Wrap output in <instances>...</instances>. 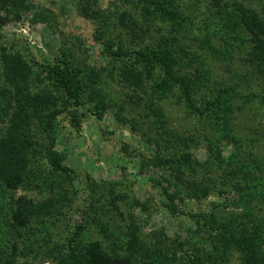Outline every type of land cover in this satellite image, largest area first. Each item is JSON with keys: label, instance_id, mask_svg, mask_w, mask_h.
<instances>
[{"label": "trees", "instance_id": "obj_1", "mask_svg": "<svg viewBox=\"0 0 264 264\" xmlns=\"http://www.w3.org/2000/svg\"><path fill=\"white\" fill-rule=\"evenodd\" d=\"M133 5V9L128 6L114 12L94 9L84 1L79 9L94 23V36L105 53L113 62H121V80L138 92L126 94L133 106L140 105V90L149 91V105L144 102L141 117H149L146 114L150 111L154 119L145 130L132 125L134 119L120 116L121 103L111 104L105 91L106 74L103 76L98 68L81 67L70 52L63 51L54 61L43 63L49 84L39 88L30 87L31 64L20 51L1 52L0 264H17L18 245L11 240L17 233L21 236L20 229L32 230L33 223H37V230L30 234L37 236V244L25 246L33 256L41 239L46 248L39 247V252L45 251L44 259L52 260V264H229L236 251L240 252L242 264H264V214L255 213L264 210V155L255 152L251 145L252 149L246 150L248 147L233 126L237 102L250 104L254 97L264 102V92L253 95V91H239L235 84L211 79L205 57L195 52L185 51L179 56L182 48L177 35L186 24L175 0H136ZM19 6L24 7L23 0H0V27L12 8ZM218 6L219 14L225 17L226 37L233 39L230 44L246 46L247 67L255 79L264 81V0H234L230 5L220 2ZM136 10L142 17H135ZM156 22L164 24L170 33L144 42L148 36L146 27ZM112 27L127 29L128 45L109 40ZM174 89L179 91L188 114L193 113L195 129L174 125L163 103L160 104ZM85 102L97 118L108 106H116L120 112L118 121L130 125L132 131L139 130L143 139L154 143V152L142 161L140 168L144 172L149 166L163 169L165 176L153 179L164 196L163 205L173 214L184 213L194 220V226L187 228L184 236L168 237L162 230L144 234L134 211L141 207L148 217L152 200L130 196L133 188L124 182L120 194L113 187L106 188L111 197L107 204L109 212L115 210L125 220L120 223L122 229L111 228L110 221L97 218L99 236H92V208L101 202L96 205L101 209L107 197L103 191L94 193L88 175L87 202L82 207L76 205L75 174L54 148L58 116L63 113L73 126L78 125L77 110ZM45 131L50 141L39 156L38 138ZM249 142L256 141L250 138ZM199 143L206 150L203 161L192 156ZM226 145L230 146L229 153L223 155ZM216 187L219 194L231 189L235 194L223 203L212 202L208 212L178 209L175 200H201ZM19 188L44 192L46 196H15ZM111 202L113 207L108 206ZM118 204L124 205L122 209ZM228 205L241 209L226 211ZM74 208L81 210L80 221L60 241L47 246L50 240L45 236L50 234L49 228ZM41 231L44 238H40Z\"/></svg>", "mask_w": 264, "mask_h": 264}, {"label": "rangeland", "instance_id": "obj_2", "mask_svg": "<svg viewBox=\"0 0 264 264\" xmlns=\"http://www.w3.org/2000/svg\"><path fill=\"white\" fill-rule=\"evenodd\" d=\"M84 1L89 2L94 9L99 8L114 12L128 6L132 8L134 7L133 3L136 2V0H23L24 7H13L11 13L8 14L9 18L0 27V54L2 51H20L31 64L30 87L37 86L39 88L49 84L43 72V63L54 61L55 57H60L63 54V51L67 54L70 52L81 67L98 68L103 76L106 74L104 78L108 81V85L106 84L105 91L111 104L121 103L123 111L120 116L134 119L132 125H139V129L145 130L148 123L154 119L150 111L149 114H146L149 117H141L142 112L144 113L143 108L146 107L144 102L149 105L151 95L149 91L140 90L141 97L138 95L141 101L140 105L133 106L134 103L126 94L137 95L138 92H134L133 88L128 87L121 80L118 75V65L121 62L119 63L118 60L113 62L111 56L105 53L100 40L94 36V23L87 19L79 9ZM233 1L175 0L176 6L185 17L186 24V28L177 35L179 46L182 48L178 53L179 56H182L185 51L195 52L199 56L205 57L206 67L212 75L211 79L235 84L239 91H253V95L255 92L263 93L264 81L255 79L251 73V68L247 67L246 46H232L230 43L233 39L227 38L224 32L225 17L219 14L218 5L220 2L221 5L224 3L230 5ZM251 1L256 2V0ZM138 10L133 12L135 17L139 16V13L136 14ZM1 13H3L2 10ZM146 28L148 36L144 37V42L155 40L159 35L170 33L165 25L159 22L152 23ZM108 35L109 40L114 44L122 41L128 45L130 38L127 29L121 30L112 27ZM111 67H113L112 70ZM109 69L111 74H108ZM187 69L191 70L192 67L189 68L188 66ZM1 70L0 59V72ZM197 96H200L199 93ZM162 103L165 111L171 116L174 125L183 126L187 130L196 128L195 117L193 113L188 114L186 111L178 90L174 89L169 92L166 97H163L160 104ZM237 105L239 107H235L237 108L235 110L236 120L233 123L235 131L243 138L244 146L248 147L246 150L253 148L258 154L264 155V102H260L254 97V101H250V104L239 101ZM89 108L88 102L83 103L78 108L77 114L80 115L78 125L73 126L69 118L63 113L58 116L54 148L64 156V164L72 169L75 174L74 186L78 191L76 205L82 207L87 202L88 191L85 190V184L88 175L93 182L92 189L96 191L94 193L98 195L103 191L107 197L103 200L101 209L96 206L100 205L101 202L96 203L92 208L95 216V221L92 222L93 227L89 229L92 236H99L97 218L110 221L111 228L113 226V228L122 229L120 223L125 222V220L118 215L117 211L109 212L107 204L111 197L107 192L108 189H106L113 187L120 194L121 182L133 188L130 196L133 195L139 199L149 197L152 200V205H150L152 210L148 217H145L141 207H137L134 211L136 218L142 222L141 228L144 234L151 235L153 231L162 230L168 237L184 236L186 229L194 226V220L184 213L173 214L163 205L164 196L160 193L158 184L153 180L155 178L162 179L161 176H165L163 169L147 166L148 168L144 172L140 168L142 161L147 160L150 154L154 152V143L143 139L139 130L132 131L130 125L118 121L117 117L120 112L117 111L116 106H108L101 118L91 114ZM48 136V132L45 131L38 138L39 156L43 155V148L50 141V136ZM250 138L256 142L250 144ZM229 149V145L223 146L222 154L227 155ZM192 156L199 161L206 158V150L202 143L198 144ZM197 177L199 178V174ZM162 183L166 184L165 182ZM216 186L220 187L218 179ZM217 187L201 200L194 198H185L183 201L175 200L178 209L208 212L212 202L223 203L227 198H233L235 194L233 189L219 194L216 192L218 191ZM19 194H26L34 199L46 196L44 192L40 193L36 190L22 188L14 192L15 196ZM108 206L113 207L112 202ZM118 206L122 209L124 205L118 204ZM120 208L119 210L122 211ZM79 209H69L70 211L66 215L49 228L50 234H45L46 239L50 240L47 246L60 241L74 224L80 221L82 213ZM240 209L229 205L225 208L226 211H239ZM263 212L262 209L255 213L257 216H262ZM36 224L33 223L32 230H27V232L25 229H20L22 231L21 236L17 233V236L11 240L18 245L15 254L17 264L26 261L29 264L53 263L52 260L44 259L45 251L42 250L46 248V245L41 239L38 246V248L43 246L41 253L39 252L40 249L37 248L32 256V252L25 246L26 243L32 247L37 244L35 242L37 236L30 234L37 230ZM42 234L41 231L40 238ZM262 235L264 236V231H262ZM9 246L11 245L9 244ZM232 254L229 264H242L240 252L236 251ZM43 260L45 261L42 262ZM0 262L2 263V255Z\"/></svg>", "mask_w": 264, "mask_h": 264}]
</instances>
